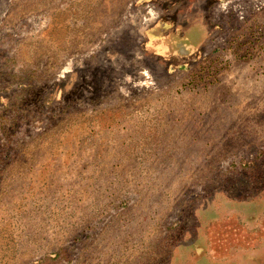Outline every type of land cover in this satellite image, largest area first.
<instances>
[{"label":"rangeland","instance_id":"374dc122","mask_svg":"<svg viewBox=\"0 0 264 264\" xmlns=\"http://www.w3.org/2000/svg\"><path fill=\"white\" fill-rule=\"evenodd\" d=\"M260 247L264 0H0V264Z\"/></svg>","mask_w":264,"mask_h":264},{"label":"crops","instance_id":"0c3cea01","mask_svg":"<svg viewBox=\"0 0 264 264\" xmlns=\"http://www.w3.org/2000/svg\"><path fill=\"white\" fill-rule=\"evenodd\" d=\"M246 202V201H244ZM249 204L248 203H245V208L248 209V206ZM241 205L238 206L235 211L234 210H229V212L227 211H221L217 212V214L213 217L214 219L213 220H216V221H221L222 219H224V217L226 215H232L234 217H241V216H244V213L243 211L241 210ZM221 210V209H220ZM245 210V209H244ZM205 256H204V261L202 263H192L190 262V258H189V255L193 254V251L191 252H187L185 254V256L182 258L184 263L183 264H264V247H260V248H257L256 250H253L251 252V259L247 260L246 262H240V261H237L235 259H228V260H225V261H219V262H213V261H210L207 259L206 255L204 252H202ZM184 255V254H183ZM255 260H260V262H257L255 263Z\"/></svg>","mask_w":264,"mask_h":264}]
</instances>
